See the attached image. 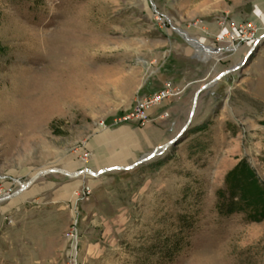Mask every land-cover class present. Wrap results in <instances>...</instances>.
<instances>
[{"label":"rangeland","instance_id":"374dc122","mask_svg":"<svg viewBox=\"0 0 264 264\" xmlns=\"http://www.w3.org/2000/svg\"><path fill=\"white\" fill-rule=\"evenodd\" d=\"M164 85L165 118L112 122ZM125 124L117 166L175 141L1 200L0 264H264V0H0V196L114 166L90 143ZM169 235L185 245L160 263Z\"/></svg>","mask_w":264,"mask_h":264},{"label":"crops","instance_id":"0c3cea01","mask_svg":"<svg viewBox=\"0 0 264 264\" xmlns=\"http://www.w3.org/2000/svg\"><path fill=\"white\" fill-rule=\"evenodd\" d=\"M164 103L165 102L163 101L161 103L162 105L160 104L158 108L151 110L150 113H153L155 114L154 116H156V114L160 112V108ZM163 136V134H154L153 142H155V144H159L162 142ZM103 138L106 139L105 141L101 142ZM90 144H92V152L94 153L95 157L100 158V156L103 154L104 156L109 157L108 159L111 161V165H121V162L118 163L116 160H114L115 157L120 155L122 156L121 159L123 158L124 161H127L129 156L134 152L133 150L135 149V145H139V136L135 130L131 129L129 125L125 124L108 130L107 132H104V134H100L97 138H93ZM28 194L22 195L21 199H23L25 196H28ZM53 198H59V193L53 192ZM19 199L20 198H18V200Z\"/></svg>","mask_w":264,"mask_h":264},{"label":"built area","instance_id":"2783aa9c","mask_svg":"<svg viewBox=\"0 0 264 264\" xmlns=\"http://www.w3.org/2000/svg\"><path fill=\"white\" fill-rule=\"evenodd\" d=\"M232 29H235L230 31V33L233 32L235 34L234 38H236L238 34L240 37H245V38H249L254 34V29L251 27V24L249 22L238 23L234 25V28ZM178 92H179L178 89H175L169 85H164V87L154 92L138 96L137 98H135L132 106L120 116L113 118L112 122L116 123V122H124V121H144L149 115L151 110L159 107L163 101L168 100ZM166 116H167V112L163 110L160 111L158 114H156L155 117L157 119H163ZM98 124L104 126L105 121L103 119H100L98 121Z\"/></svg>","mask_w":264,"mask_h":264},{"label":"water","instance_id":"95a60500","mask_svg":"<svg viewBox=\"0 0 264 264\" xmlns=\"http://www.w3.org/2000/svg\"><path fill=\"white\" fill-rule=\"evenodd\" d=\"M183 36H184V33H182ZM185 37V36H184ZM190 40V38H187ZM193 40V39H191ZM238 66V65H237ZM236 66H233L231 68H228L220 73H218L216 76H214L213 78H211L209 81H207L206 83L202 84L200 87H198L194 93H193V96H192V101H191V106H190V109H189V112H188V116H187V119L182 127V130L187 126L190 118H191V115H192V112H193V109L195 107V102H196V98H197V95L198 93L206 88V87H209L211 86L212 84H214L221 76H223L224 74H226L227 72H229L230 70H232V68H235ZM175 141V137L172 138L171 140H169L168 142H166L165 144H161L159 146H155L150 152H148L145 156H141L139 157L137 160H135V162H133L131 165L129 166H117V165H114V166H110V167H104L96 172H92L90 171L88 168L84 167V168H81L79 170H76V171H67L66 169H63V168H49V169H44V170H38L36 171L34 174H32L25 182L23 183H20L19 184V187L14 190L13 192L7 194V195H4V196H0V201L1 200H5L9 197H12V196H15L16 194H18L22 189H24L33 179H35L36 177L42 175V174H45V173H48V172H59L61 174H64L65 176L67 177H74V176H77L79 174H83V173H90L92 175H97L98 173L100 172H103V171H107V170H113V169H123V168H130L140 162H142L143 160L145 159H148L150 158L151 156H153L154 154H156L158 151L162 150L165 145L171 143V142H174Z\"/></svg>","mask_w":264,"mask_h":264},{"label":"trees","instance_id":"16d2710c","mask_svg":"<svg viewBox=\"0 0 264 264\" xmlns=\"http://www.w3.org/2000/svg\"><path fill=\"white\" fill-rule=\"evenodd\" d=\"M238 191V180L235 179L231 191L229 193L230 198H235ZM232 210V208H228L225 210V213H229ZM181 221H185V225L188 227L191 221V218L186 216L185 214H181L178 216ZM185 242H181V239L174 235H169L163 237L156 246V249L158 251V255L161 258L160 263H166L169 262L175 257V255L181 250L183 245L181 244Z\"/></svg>","mask_w":264,"mask_h":264}]
</instances>
